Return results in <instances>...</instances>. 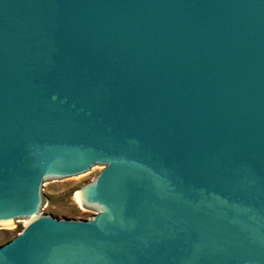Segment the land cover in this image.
Wrapping results in <instances>:
<instances>
[{"label": "water", "instance_id": "obj_1", "mask_svg": "<svg viewBox=\"0 0 264 264\" xmlns=\"http://www.w3.org/2000/svg\"><path fill=\"white\" fill-rule=\"evenodd\" d=\"M100 168L91 219L42 215ZM21 224L0 264H264V0H0V228Z\"/></svg>", "mask_w": 264, "mask_h": 264}, {"label": "rangeland", "instance_id": "obj_2", "mask_svg": "<svg viewBox=\"0 0 264 264\" xmlns=\"http://www.w3.org/2000/svg\"><path fill=\"white\" fill-rule=\"evenodd\" d=\"M102 169H98L80 182L47 184L42 215L75 220L91 219L98 211L93 210L91 205H85L77 200L75 194L92 182ZM26 224L0 228V245L16 236Z\"/></svg>", "mask_w": 264, "mask_h": 264}, {"label": "bare ground", "instance_id": "obj_3", "mask_svg": "<svg viewBox=\"0 0 264 264\" xmlns=\"http://www.w3.org/2000/svg\"><path fill=\"white\" fill-rule=\"evenodd\" d=\"M75 197H76V199L78 200V199H79V194L76 193V194H75Z\"/></svg>", "mask_w": 264, "mask_h": 264}]
</instances>
